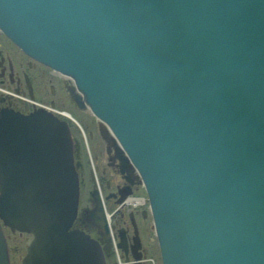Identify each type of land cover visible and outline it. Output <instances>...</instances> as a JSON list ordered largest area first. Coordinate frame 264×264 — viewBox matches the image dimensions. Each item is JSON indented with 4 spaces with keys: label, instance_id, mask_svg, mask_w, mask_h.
Wrapping results in <instances>:
<instances>
[{
    "label": "water",
    "instance_id": "water-1",
    "mask_svg": "<svg viewBox=\"0 0 264 264\" xmlns=\"http://www.w3.org/2000/svg\"><path fill=\"white\" fill-rule=\"evenodd\" d=\"M0 27L131 154L162 264H264V0H0ZM43 115L0 120V219L33 235L22 264H92L70 136Z\"/></svg>",
    "mask_w": 264,
    "mask_h": 264
},
{
    "label": "rangeland",
    "instance_id": "rangeland-1",
    "mask_svg": "<svg viewBox=\"0 0 264 264\" xmlns=\"http://www.w3.org/2000/svg\"><path fill=\"white\" fill-rule=\"evenodd\" d=\"M55 74L57 75V73ZM70 78L73 79L71 76ZM54 89H56L57 92L59 93L54 96L55 103L57 104V106H59L58 107L59 109H64V110L59 111L57 109H52V108L51 110L53 112L55 111L56 115L58 113H61L62 115H64L62 118L60 117H57V118H59V121L61 123L67 125V128L70 132L69 136L70 134L72 135V138L70 139L72 140L74 138V140L72 141V143L74 142L73 143V146H74L73 153H75L76 156H78V161L76 160V158H74V160L75 162H80L81 164L80 169H78L79 171L77 170L78 174L80 175V177H78L80 181V188H79L78 212H77V218L75 220L76 229L80 227L79 226L80 218L78 217V215L83 213L84 212L83 210H86V212L88 213L91 210H95V215L93 216L94 218L99 217L102 214L100 212L97 213V210H100V209L103 210V215H105L107 211L108 213H113L115 217V222H114L115 231H117L118 228L123 227L125 225L134 224V221H136L135 225L137 224L136 226H138V228L137 227L136 229L134 228V232H135L134 236L136 235L138 237L140 234V237H141L140 241L143 245V249L145 250V258L150 259L151 260L150 262L153 264H162L161 255H160V251L158 247V241H157V237L155 236L156 232H154L155 231L154 216L153 214L151 215V212H150V208H149L150 205H149L147 193H146L147 191L145 190L143 186H141L143 185V181H140L141 184H139L138 182H136L137 184L134 183V185L131 188L134 189V193L136 194V196L144 195L143 199H145L146 203L143 204L142 206L141 205H138V206L125 205L124 204L125 198L122 197L121 192H120L121 181H116L118 180L117 178H120L121 176L114 178L115 177V173L113 172L114 170L108 165L111 162H110V159H107V156L110 155L109 152L113 151V148L114 149L116 148L111 146V144L109 143L108 140H110V137L104 134L105 133L104 129L106 128L102 124H97L98 118H96L95 117L96 115L91 112V109L89 106L87 107H88V110H90V112H87L84 110L85 112L90 114V116L88 115L86 117V115L84 116L83 114H80L71 103L69 104L66 101L65 96L62 94V88L55 87ZM49 97H52V96L49 95ZM41 110L42 109H40V105H38L36 112L41 111ZM8 111L9 110L3 111L1 113H5V112L8 113ZM1 113H0V117L2 115ZM79 116H81L80 119H82V121L80 120V122L78 118ZM80 123L84 125L85 129L82 127ZM69 124L71 125V128ZM110 134L113 137L115 136V133L113 131H111ZM93 150H94V153L91 154ZM119 154L120 156H122L121 152H119ZM82 163H83V167H82ZM110 172L114 174V177H111ZM96 177L101 178V182L103 183V185L105 184L106 181L111 182V184L107 188L104 185L105 192L102 194V196H104L105 199L107 200L106 201L107 206L111 209V212H110V209H107L105 204L98 203L101 200H100L99 194L96 193L97 191V187H95L96 184L93 182V179L94 178L96 179ZM131 194L132 193H130V195ZM131 196L134 198L141 199L140 197H136L133 195ZM143 210L146 212L145 218H143V216L141 215ZM135 215L136 216L139 215L141 218V221L146 220L147 226H149V228L148 227L142 228L141 225H139L141 224L140 219L136 217ZM131 218H133L134 221ZM80 229L83 230L81 227ZM137 230L138 231L140 230L138 234H136ZM3 232L6 238H8V246H9V253L11 257V264H21V261L17 260V255L20 253L21 255H25V253L27 252V245L30 242L29 235L24 234L22 238H20L18 236V232L12 233L8 228H5V227L3 228ZM119 233L120 232H118V234ZM122 233H123V236L125 237L126 235H125L124 229ZM96 234L98 235V233ZM128 241L130 243V240ZM117 243L119 245L121 244L120 241H117ZM110 245H112V241L110 242ZM11 249H15V250L11 251ZM126 253H122L124 257L131 258L132 260H134V257H132L131 254H126ZM140 264H144V260L142 259V257H141Z\"/></svg>",
    "mask_w": 264,
    "mask_h": 264
},
{
    "label": "flooded vegetation",
    "instance_id": "flooded-vegetation-1",
    "mask_svg": "<svg viewBox=\"0 0 264 264\" xmlns=\"http://www.w3.org/2000/svg\"><path fill=\"white\" fill-rule=\"evenodd\" d=\"M3 34L4 33L0 30V62L3 64L2 66V64L0 63V113L4 109H14L16 111L21 112L24 115H30L31 113L36 112L38 105H41V107H48V108L50 106V108L52 109L63 111L64 109L58 108L59 106H57V104L55 103V99H54V96L59 94L56 90L57 88L56 89L54 88L60 87L62 88V94L65 96V99L69 104L71 103L80 114H83L84 116L86 115V117L88 115L90 116L89 113L85 112L84 109L82 110L81 108H79L71 100L70 93H69L71 85L68 79L60 77L59 75H56L55 73H53L54 71L51 68H49L48 66L42 64L41 62L27 55L14 42H12L5 34L4 35ZM49 95H51L52 97H49ZM80 117L81 116L78 117L79 122L80 120L82 121ZM81 125L85 129L84 125L83 124ZM70 128H71V125H70ZM108 141L110 142L112 146V140H108ZM93 153H94V150L91 152V154ZM109 153L110 155L107 156V159H110L111 163L108 165L114 170L113 172L115 173V177H114V174H112L111 172H110V175L111 177H114V178L121 176L120 178H117L118 180L116 181H121L120 192H121L122 197H124L126 200L127 196H129V193L123 192V189H124L123 187L125 186H129L130 191L132 193L131 195L136 196V194L134 193V189L131 188L136 182L133 181L132 176H129V174H127L121 169L125 161L121 158L117 149H114V152L110 151ZM112 153L115 154L114 157H112ZM73 154H74V158H76V160L78 161V156H76L75 153ZM80 166L81 165L77 167V170L80 169ZM82 167H83V163H82ZM78 177H80L79 174H78ZM110 184L111 182L106 181L105 187L106 188L109 187ZM136 197H140L143 200L142 203L140 204L141 206L146 203V201H144L145 199H143L144 195H139ZM106 201H105V205L107 209H110L107 206ZM124 204L127 205L126 203ZM83 211H84L83 213L78 215V217L80 218L79 226L82 229L83 227L85 228V226L88 227L90 224L87 218V216L90 215V212L88 213L86 212V210H83ZM110 212H111V209H110ZM111 214H112V219H113V224H114L115 217L113 213ZM136 217L140 219L141 224L139 225H141L142 228H145V227L149 228V226H147L146 220L141 221V218L139 215H137ZM145 217H146V212L144 211L143 218ZM131 219L134 221L133 218ZM135 222L136 221H134V224L125 225L120 228L124 229L126 237L128 238V240H130V242H132L130 244H135L137 243V241H139L138 242L139 252L142 254V259L144 260V264H153L150 262L151 261L150 259L145 258V250L143 249V245L140 241L141 239L140 234L138 237L136 235L134 236V233H135L134 228L135 227L138 228V226H136L137 224L135 225ZM91 229L92 228L85 229V230L89 232V234L92 237L99 239L98 235H96V232H93ZM23 235L24 234L18 233V236L20 238H22ZM102 238L103 237H101V239ZM101 241L102 242H100V245L103 251L111 252L113 248L109 247L108 241L106 239H102ZM11 251H14V249H11ZM22 256L23 255H21V253L18 254L17 260L21 261ZM106 261H107V264L117 263V259L114 261V259L113 258L110 259V257H107Z\"/></svg>",
    "mask_w": 264,
    "mask_h": 264
},
{
    "label": "bare ground",
    "instance_id": "bare-ground-1",
    "mask_svg": "<svg viewBox=\"0 0 264 264\" xmlns=\"http://www.w3.org/2000/svg\"><path fill=\"white\" fill-rule=\"evenodd\" d=\"M0 30L4 33V30L0 27ZM5 34V33H4ZM3 34V35H4ZM6 35V34H5ZM7 36V35H6ZM20 48V47H19ZM21 49V48H20ZM22 50V49H21ZM23 51V50H22ZM29 51V50H28ZM24 52V51H23ZM27 54V53H26ZM28 55V54H27ZM30 56V55H29ZM31 57V56H30ZM33 58V57H32ZM35 59V58H34ZM37 60V59H35ZM38 61V60H37ZM40 62V61H39ZM1 63V62H0ZM42 63V62H41ZM2 64V63H1ZM44 64V63H42ZM3 66V64H2ZM55 73H57V75H59L60 77H63V78H66L70 81V85L72 86L70 88V90L74 91V93L76 95H78L83 103H84V106H83V109H85V111L87 112H90V110H87V106H89L87 104V102H85V98H84V95L82 92L79 91V88H78V85L75 83V81L73 79L70 78L69 75H66L65 73L61 72L60 70H56L54 69ZM69 87V86H68ZM14 93V92H13ZM8 95V94H7ZM18 100V99H17ZM21 101V100H20ZM18 102V101H17ZM31 103V102H30ZM32 104V103H31ZM24 106V105H23ZM90 107V106H89ZM40 109H42L41 111H37V112H43L45 115L43 116H46L47 118L48 117H53L55 120H57L58 122L59 121V118L57 117H60L62 118L64 115H62L61 113H58L56 115L55 111L53 112L49 106L48 107H41L40 105ZM82 109V110H83ZM8 111V113H1V117H0V120L3 118V117H8L9 116H13L14 118L18 117V116H27V115H24L22 114L21 112L19 111H16L14 109H4L3 111ZM2 111V112H3ZM45 111V112H44ZM34 113V112H33ZM32 113V114H33ZM48 115V116H47ZM69 116V115H68ZM50 119V118H49ZM101 121H100V120ZM61 123V122H60ZM97 124H102L106 129H104V134L108 135V137H110V140H112V146L115 147L119 152L122 153V156L121 158L124 159L125 163L122 165V170L124 172H126L127 174H129V176H132V179L133 181L135 182H138L139 184L140 181H143L142 179V176L140 174V171L138 170V168L136 167V165L133 163L132 161V158L130 157V153L126 150V148L124 147V145L120 142V140L117 138V136L115 135L114 137L110 134L112 130V127H110V125L104 120V119H101L98 117V121H97ZM62 127L69 132L68 128H67V125L61 123ZM102 129V128H101ZM103 131V130H102ZM70 138H72V135L70 134ZM71 140V139H70ZM74 140V138L71 140V145H69L70 147V156H71V161H72V164L73 166L75 167V171H76V175L77 174V167L80 164V162H75L74 160V156H73V143L72 141ZM110 143V142H109ZM113 152H114V149H113ZM114 153H112V157H114ZM78 178V177H77ZM79 180V178H78ZM137 180V181H136ZM80 182V181H79ZM78 182V203H77V212H78V205H79V188H80V183ZM93 182L96 184L95 187H97V191L96 193L99 194L100 196V200L98 203L100 204H105V197L102 196V194L105 192V188H104V185L103 183L101 182V178L100 177H96V179L94 178L93 179ZM123 192L124 193H131L130 191V188L129 186H125L123 187ZM142 199H139V198H134L132 197L131 195L130 196H127L126 200L124 201V203H126L128 206L129 205H134V206H138L142 203ZM145 201V200H144ZM106 209V208H105ZM138 210V209H137ZM120 211V210H119ZM152 211V210H151ZM77 212H76V215L74 216L73 220L71 221V228H70V231H74V232H80V233H83L84 235H86L88 238V248H89V255H90V258H91V263L92 264H106L107 261H106V258L107 257H110V259H114V261L117 259V263L115 264H140L141 263V257L142 255L140 254L139 252V241H137V243L135 244H130L132 242L129 243L128 239H126V236L124 237L123 236V228H119L117 231H115L114 229V224H113V219H112V214L111 213H108V211L106 212L105 215H103V210H97V213H102L99 217H93L95 215V210H91L90 211V215L87 216L88 218V221L90 222L89 224V228H92L91 230L93 232H96L98 233V237L99 239L97 238H94L92 237L89 232L87 234V231L85 229H89L87 226H85V228L83 227V230H81L79 227L78 229H76V223H75V220L77 218ZM144 214V210L143 212L141 213V215L143 216ZM54 217V216H53ZM143 221V220H142ZM6 228V227H5ZM136 229V227H135ZM155 229H156V224H155ZM95 230V231H94ZM118 232H120L118 234ZM136 234H138V230L136 231ZM97 235V234H96ZM27 236V235H26ZM101 237H103L102 239H106L108 241V245L109 247H112V251L110 252H105L103 251L102 247L100 246V242H102L101 240ZM139 239V238H138ZM11 241V240H10ZM17 241V240H16ZM112 241V245H110V242ZM117 241H120L121 244L119 245L117 243ZM12 242V241H11ZM28 242V241H27ZM27 244V243H26ZM25 244V245H26ZM29 244V243H28ZM15 250V249H14ZM127 253H126V252ZM122 253H126V254H131L132 257H134V260H132L131 258H126L124 257V255ZM12 254V253H11ZM93 259V260H92ZM81 262V260H79ZM10 264V263H9Z\"/></svg>",
    "mask_w": 264,
    "mask_h": 264
}]
</instances>
